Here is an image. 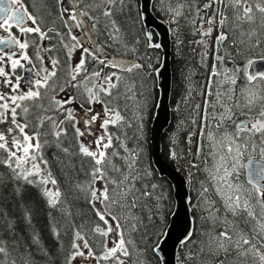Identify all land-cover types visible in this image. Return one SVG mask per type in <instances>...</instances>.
I'll return each instance as SVG.
<instances>
[{"label":"snow or ice","instance_id":"6c2138e0","mask_svg":"<svg viewBox=\"0 0 264 264\" xmlns=\"http://www.w3.org/2000/svg\"><path fill=\"white\" fill-rule=\"evenodd\" d=\"M54 4L0 0V264H264V0ZM189 45L181 220L143 141Z\"/></svg>","mask_w":264,"mask_h":264},{"label":"trees","instance_id":"16d2710c","mask_svg":"<svg viewBox=\"0 0 264 264\" xmlns=\"http://www.w3.org/2000/svg\"><path fill=\"white\" fill-rule=\"evenodd\" d=\"M27 3L28 0H25ZM45 2L49 5L53 6V9H55V4L54 0H45ZM60 25V22L57 20V26ZM187 39H195V37H186ZM195 45H189L188 47H185L182 51L181 54L177 55L172 48V71H173V89H172V97H171V108H172V120L169 128L166 130L162 137V157L163 159L168 162L171 166L176 167L177 164L173 162L169 158V150L173 145L171 144V137L174 133L177 134L179 144H178V150H182L186 156L187 159L190 158L188 148L189 145L186 143V138L188 136L189 131L194 130V126H184L180 127L179 126V121L182 118H185L188 116L189 112L191 111V106L198 103L200 100L198 93V87L196 91L192 93V99L188 101L187 105H181L180 111H175V106L177 102L184 96L185 90H186V83L184 81L183 76L181 75V70L184 69L185 65H188V67L195 69V75H193L192 80L194 82H202L204 79V72L205 69L200 65L199 63V56L197 55V51H192V48H194ZM112 51V50H109ZM154 92L158 94L159 96V91L158 89H154ZM155 103L153 102V107H151L148 111V114L145 118V137H144V147H145V163L147 165H150L151 168L154 171V178L163 182L169 189V194L173 199H171L170 204H171V209L174 212L175 208V201H174V192L172 185L169 183L167 179H162L159 177L158 173L156 172L153 162H152V146H151V141H150V130L154 118V114L156 111ZM131 132V130H129ZM131 143V141H130ZM195 171V170H194ZM198 174V173H197ZM191 196H194V192H190ZM37 226L41 230V235L42 237L45 238V241L47 242L48 240V231L46 228L47 224V217L45 214L41 213L40 215L37 216L36 218Z\"/></svg>","mask_w":264,"mask_h":264},{"label":"water","instance_id":"95a60500","mask_svg":"<svg viewBox=\"0 0 264 264\" xmlns=\"http://www.w3.org/2000/svg\"><path fill=\"white\" fill-rule=\"evenodd\" d=\"M166 56H167V65H166V69L163 72L165 80L161 82L162 83L166 82L168 84V89L166 93L158 89L160 106L156 107V111L154 114L151 130H150V141L152 146V162L159 177L162 179H167L169 183L172 185L174 192V201H175L174 212L178 213L179 218L183 220L185 216L184 204L181 200L175 198L177 189L180 190L181 196L183 195L184 192L183 173L178 172L177 167L171 166L162 157V137L166 132V130L169 128L172 120L171 97H172V89H173V71L171 64L172 62L171 46H169V48L167 49ZM189 195L191 196L190 192ZM163 246L166 249L169 261H171L173 242L168 241L164 243Z\"/></svg>","mask_w":264,"mask_h":264},{"label":"rangeland","instance_id":"374dc122","mask_svg":"<svg viewBox=\"0 0 264 264\" xmlns=\"http://www.w3.org/2000/svg\"><path fill=\"white\" fill-rule=\"evenodd\" d=\"M189 159H191V157ZM180 163L183 164L184 163V160H181Z\"/></svg>","mask_w":264,"mask_h":264},{"label":"flooded vegetation","instance_id":"af4514ba","mask_svg":"<svg viewBox=\"0 0 264 264\" xmlns=\"http://www.w3.org/2000/svg\"><path fill=\"white\" fill-rule=\"evenodd\" d=\"M45 43H47V41H45ZM31 51V50H30ZM19 71V70H18Z\"/></svg>","mask_w":264,"mask_h":264}]
</instances>
